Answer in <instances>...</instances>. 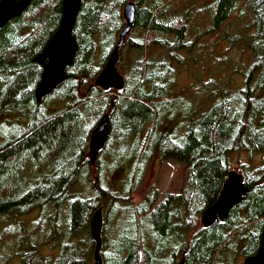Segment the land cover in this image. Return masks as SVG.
<instances>
[{
  "label": "trees",
  "instance_id": "1",
  "mask_svg": "<svg viewBox=\"0 0 264 264\" xmlns=\"http://www.w3.org/2000/svg\"><path fill=\"white\" fill-rule=\"evenodd\" d=\"M63 3L31 0L0 30V264H95L91 220L99 210L103 264H239L256 255L264 229V0H82L72 63L41 95ZM129 3L135 24L117 67L125 87L104 90L95 82ZM247 13L249 27L230 31ZM234 49L250 51L252 62L237 90L222 84L235 78ZM191 60L198 82L179 91ZM106 116L111 135L92 165L91 135ZM259 154L262 164L253 165ZM234 155L250 191L225 222L205 228L202 215ZM156 159L187 166L185 186L160 202L154 186L136 203Z\"/></svg>",
  "mask_w": 264,
  "mask_h": 264
},
{
  "label": "water",
  "instance_id": "2",
  "mask_svg": "<svg viewBox=\"0 0 264 264\" xmlns=\"http://www.w3.org/2000/svg\"><path fill=\"white\" fill-rule=\"evenodd\" d=\"M31 0H0V30L11 20L21 16L29 7ZM82 0H64V16L58 37L50 43L46 51L49 60L45 81L41 87V95L54 89L61 79L64 67L72 63L76 48L72 37L80 12ZM136 17V6L129 3L124 8V19L126 27L119 36V43L108 61V64L96 79V86L104 90L121 91L125 87V79L118 70L120 49L125 44L128 35L133 30ZM111 135L109 116H106L93 131L90 141V152L92 165L96 164L101 150L106 146ZM250 189L246 186L242 174L238 171H230L223 189L216 200L202 215L201 224L205 228L214 226L218 221L225 222L230 212L242 205ZM103 212L99 210L91 220V232L97 243L95 251V264H103L100 255L102 247ZM183 264V263H181ZM244 264H264V229L261 234V244L256 255L247 257Z\"/></svg>",
  "mask_w": 264,
  "mask_h": 264
},
{
  "label": "rangeland",
  "instance_id": "3",
  "mask_svg": "<svg viewBox=\"0 0 264 264\" xmlns=\"http://www.w3.org/2000/svg\"><path fill=\"white\" fill-rule=\"evenodd\" d=\"M249 12V11H248ZM251 21V15L250 13H247L242 19H237L235 22L232 24L230 31L232 30H241L244 29L245 27H249ZM246 33V32H244ZM218 34V33H217ZM218 37H221L220 34L216 35ZM245 37V35H244ZM203 38V37H202ZM200 39V41L202 40ZM222 40V38L220 39ZM244 42L242 41L240 45V51L244 49ZM225 45L219 46L218 48L220 50L224 49ZM235 66L232 70V72L235 74V78L233 81L230 79V77H224V80L222 82L223 86H226L229 84L230 89L237 90L239 88L245 87V77L244 73L249 69L250 66L244 65L247 63H252L250 59V51H247L245 53L241 52H236L235 49L231 53ZM187 57H190L188 53H186ZM196 65L195 61L193 62L192 60L190 61V64L185 66L182 70L181 73L178 77V88L179 91H186L188 89H191V85L198 82L195 81L194 79V72L198 73L199 72V67L194 66ZM236 65L238 66V69L236 70ZM244 68V70H243ZM242 69V70H241ZM237 71V72H235ZM195 81V82H194ZM201 91H194L193 93L198 94ZM222 91V89L220 90ZM190 95V94H189ZM192 96V94L190 95ZM224 95L221 97L223 98ZM92 154L90 153L88 157H91ZM262 154H259L258 157H255L256 159L254 160L257 163H253V165L262 164L261 159H262ZM234 160L232 162L233 165V170L237 171L236 169L239 167L238 163V157L237 155L233 156ZM247 160V156H243V161ZM189 171L187 166L181 165L179 163H162L159 164V161L157 159L152 163V165L149 166L147 174L144 176L143 181L141 182L139 188L135 191V202L138 203L140 202L144 195H146L150 190L155 186L157 190H159L160 193V198L158 202L164 199V196L167 193H174V194H179L180 191L185 186V181L188 177ZM239 250H241V245L239 246ZM47 253L49 254L50 251L47 250ZM244 259L245 258H239L238 262L239 264H244ZM7 264H23L19 258H13L10 260Z\"/></svg>",
  "mask_w": 264,
  "mask_h": 264
}]
</instances>
